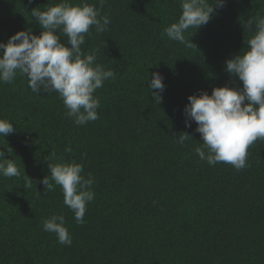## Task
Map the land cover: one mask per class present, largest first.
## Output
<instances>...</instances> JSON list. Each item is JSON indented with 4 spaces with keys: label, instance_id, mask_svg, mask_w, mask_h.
Masks as SVG:
<instances>
[{
    "label": "trees",
    "instance_id": "obj_1",
    "mask_svg": "<svg viewBox=\"0 0 264 264\" xmlns=\"http://www.w3.org/2000/svg\"><path fill=\"white\" fill-rule=\"evenodd\" d=\"M47 3L0 0V42L20 30L38 35L30 10ZM100 11L108 30L90 29L81 46L116 70L94 93L98 120L76 125L58 93L37 96L20 75L0 83V119L15 128L0 137V151L21 170L0 176V264H264V141L249 147L244 169L209 165L194 151L202 143L195 122L185 127L182 113L188 95L241 86L224 61L244 47L247 21L264 14V0H225L189 35L196 48L163 34L180 0H104ZM153 72L164 77L159 102L146 89ZM181 132L192 137L183 146L173 139ZM72 160L95 179L83 224L59 186L40 183L48 162ZM52 214L64 216L71 246L42 230Z\"/></svg>",
    "mask_w": 264,
    "mask_h": 264
},
{
    "label": "clouds",
    "instance_id": "obj_2",
    "mask_svg": "<svg viewBox=\"0 0 264 264\" xmlns=\"http://www.w3.org/2000/svg\"><path fill=\"white\" fill-rule=\"evenodd\" d=\"M99 3L100 8H97L86 0L80 3L60 0L54 4L48 0L46 7L32 8L29 15L37 22L40 32L37 35L31 29L20 30L6 42H0V83H14L20 75L37 96L41 92L58 93L66 109L65 115L76 125L98 120L100 99L94 93L105 81L115 78L116 70L96 63V52L86 53L81 46L85 36L91 35L90 29L94 28L98 34L108 30L111 21L100 11L104 0ZM224 5L225 0H180V15L165 27L163 34L169 41L196 48L188 39L189 35L207 25ZM246 27L250 34L243 41L244 47L224 61L226 73L237 78L241 86L212 87L211 94L199 90L198 95H188L182 109L185 127L195 122V132L200 135L201 146L194 149L200 160L209 165L230 164L237 171L248 167L249 147L258 140L264 141V14L257 13L247 21ZM58 32L67 37L66 42ZM163 79L162 74L153 72L151 79L147 73L145 80L147 91L157 102L162 100L165 90ZM14 131L13 123L0 119V137ZM181 133L173 139L183 146L192 137ZM65 151L70 152L71 148L66 147ZM47 166L50 179L47 175L40 180L44 190L54 191L59 186L64 205L74 213L76 223L83 224L86 205L95 196L92 174L85 177L83 165L74 160L48 162ZM0 176H21L17 163L5 158V151H0ZM24 176L33 186L34 182ZM42 230L54 233L59 244L71 246L72 238L63 215L44 218Z\"/></svg>",
    "mask_w": 264,
    "mask_h": 264
}]
</instances>
